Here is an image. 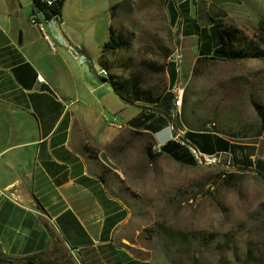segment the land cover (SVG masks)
<instances>
[{"label":"crops","instance_id":"1","mask_svg":"<svg viewBox=\"0 0 264 264\" xmlns=\"http://www.w3.org/2000/svg\"><path fill=\"white\" fill-rule=\"evenodd\" d=\"M2 1L0 264H152L150 250L132 241L131 211L122 196L125 174L104 172L100 154L121 168L119 159L138 139L136 131L147 133L160 152L179 140L171 124L180 134L191 129L177 125L181 116L173 117V103L168 116L157 106L142 109L126 104L103 78L78 76L74 65L83 56L61 40L68 35L55 32L52 40L44 27L32 30L33 0ZM101 10L100 0H65L61 23L92 20ZM118 118L121 123H114ZM257 138L245 144L225 140L262 147L263 162L254 166L264 174V133ZM209 150L230 154L218 140Z\"/></svg>","mask_w":264,"mask_h":264},{"label":"rangeland","instance_id":"2","mask_svg":"<svg viewBox=\"0 0 264 264\" xmlns=\"http://www.w3.org/2000/svg\"><path fill=\"white\" fill-rule=\"evenodd\" d=\"M100 1L103 10L92 20L72 22L64 18L62 24L61 19H46L42 12L34 11L29 23L33 26L35 18L44 27V36L47 33L52 40L55 32L68 35L67 41L62 37L61 40L78 57L83 56V63L74 65L77 75L98 80L105 77L100 74L99 46L108 40L111 23L132 34L131 48L118 52L116 57H132L135 65L142 60L170 62L180 49V71L173 84L181 78L184 87L177 125L185 124L192 130L211 127L239 136L236 140L244 144L258 140L261 121L255 102L264 106V58L209 59L195 73L193 67L197 57L211 55L220 43L213 19L223 18L253 37L259 21H264V0ZM123 1L126 3L111 20L110 8ZM34 25L32 30L39 32V25ZM117 73L127 74L123 70ZM146 77L148 84L166 80L170 90L157 107L168 116L175 93L173 85L169 86L167 72ZM114 123L121 122L118 118ZM188 132L189 142H180L193 158L196 159L190 146L211 156L209 149L217 140L226 143L230 154H215L208 163L196 159L195 164H187L165 154L150 161L144 145L151 140L134 135L138 139L119 159L118 170L126 177L124 186L128 184L133 193L122 195L131 211L132 241L150 250L152 264H255L256 256L264 262V176L254 166H238L233 156L260 164L263 159L259 158V151L263 148L237 143H232V147L226 137L217 133ZM161 226L205 239L170 244ZM142 252L137 253L141 256Z\"/></svg>","mask_w":264,"mask_h":264},{"label":"trees","instance_id":"3","mask_svg":"<svg viewBox=\"0 0 264 264\" xmlns=\"http://www.w3.org/2000/svg\"><path fill=\"white\" fill-rule=\"evenodd\" d=\"M64 3L65 0H53L52 4H48L47 0H33V8L34 11L42 12L46 19L59 20ZM125 3L126 1H123L122 3H117L110 8L112 18H114L117 11ZM213 22L216 24L220 43L214 48L211 55L197 57L193 67L194 73L197 71V68L201 63L209 59L218 58L236 61L252 58H264L263 20L259 21L258 31L253 37L246 34L236 25L226 22V20L223 18L213 19ZM131 46L132 34L127 33L122 28H117L111 24L109 27V38L100 49V55L98 59L100 67L106 73L105 77L108 79L107 82L111 84L114 93L126 104L138 105L141 106L142 109L157 106L164 98L167 91H169L167 88V82L164 80L162 82L158 81V83L148 84V79L146 76H162L167 71H170V85H173L178 75L176 67L171 62L159 63L147 60H142L138 65H135V61L132 57H116L118 52L128 51ZM170 66L172 67L171 70H169ZM117 70H123L127 72V74L117 73ZM185 101L186 99L184 97V102ZM255 107L261 121L260 130L258 131V136H260L264 133V106L258 102H255ZM188 131L176 143H171L170 145L164 146L160 152L153 150L152 142L147 143L145 145V152L149 160L155 161L161 154L165 152L179 162L195 164L197 160L193 158V156L188 153V151L186 152L185 148L182 146L183 143L180 142L188 140ZM190 131H206L223 135L231 140L239 139L237 138L239 136L226 134L219 130H213L211 127H207L204 130L191 129ZM134 135L146 137L149 136L147 133L140 131H136ZM226 142L229 143L228 140ZM231 145L233 147L232 143ZM170 147H177V150L175 152H171L169 149ZM92 153H96L94 149H92ZM233 156L235 159V155ZM244 159V164H240L242 168H248L255 165L252 161H248L247 158ZM237 165L239 166L238 163ZM103 168L104 172L108 174L114 173L113 170L106 165H104ZM257 172L260 173L259 170H257ZM260 174L264 176V174ZM229 176H231V174H229ZM103 181L106 182V178L103 177ZM122 190L125 193L133 194L129 187L122 186ZM161 229L170 244L188 243L192 240V238L199 240V238L202 237L200 235L192 237V235L187 232L173 230L172 228L165 226H161ZM202 239L204 240L205 237L203 236ZM0 259H2L1 254ZM255 264H264V262L260 257L256 256Z\"/></svg>","mask_w":264,"mask_h":264},{"label":"built area","instance_id":"4","mask_svg":"<svg viewBox=\"0 0 264 264\" xmlns=\"http://www.w3.org/2000/svg\"><path fill=\"white\" fill-rule=\"evenodd\" d=\"M53 0H47L48 4H52ZM32 24H36L39 25L40 28H42V24L38 23L37 20L35 18H32ZM181 60H182V53L180 49H177V57H170V62L173 63L176 66V70L177 72L180 71V64H181ZM100 74L102 75H106L104 73V71L102 69H100ZM183 86L181 84V82L179 81L174 87V93H175V97H174V106H175V111H173V117L179 115V103L182 99V90H183ZM171 131L174 133V136L176 137V139H180L184 134H180L177 132V129L175 128L174 124H171L170 126ZM186 143H188L189 141L184 140ZM191 152L192 154L195 155L196 159L199 162H210L211 160L215 159V155H211V156H204L198 148H196L195 146H190Z\"/></svg>","mask_w":264,"mask_h":264},{"label":"water","instance_id":"5","mask_svg":"<svg viewBox=\"0 0 264 264\" xmlns=\"http://www.w3.org/2000/svg\"><path fill=\"white\" fill-rule=\"evenodd\" d=\"M104 81H107L108 79L106 77L103 78ZM100 159L108 166L110 167L111 169L113 170H118V166L113 163L109 158L108 156L106 155V153H101L100 154ZM29 264H34V262L30 261Z\"/></svg>","mask_w":264,"mask_h":264},{"label":"bare ground","instance_id":"6","mask_svg":"<svg viewBox=\"0 0 264 264\" xmlns=\"http://www.w3.org/2000/svg\"><path fill=\"white\" fill-rule=\"evenodd\" d=\"M105 73V72H104ZM106 74V73H105ZM182 95H183V90H182ZM181 104H182V99H181V101H180V103H179V106H181Z\"/></svg>","mask_w":264,"mask_h":264},{"label":"flooded vegetation","instance_id":"7","mask_svg":"<svg viewBox=\"0 0 264 264\" xmlns=\"http://www.w3.org/2000/svg\"><path fill=\"white\" fill-rule=\"evenodd\" d=\"M1 260V259H0ZM28 264V263H27Z\"/></svg>","mask_w":264,"mask_h":264}]
</instances>
